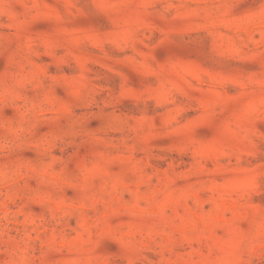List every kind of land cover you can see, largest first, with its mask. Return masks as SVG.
Returning a JSON list of instances; mask_svg holds the SVG:
<instances>
[{
	"label": "rangeland",
	"instance_id": "374dc122",
	"mask_svg": "<svg viewBox=\"0 0 264 264\" xmlns=\"http://www.w3.org/2000/svg\"><path fill=\"white\" fill-rule=\"evenodd\" d=\"M0 264H264V0H0Z\"/></svg>",
	"mask_w": 264,
	"mask_h": 264
}]
</instances>
